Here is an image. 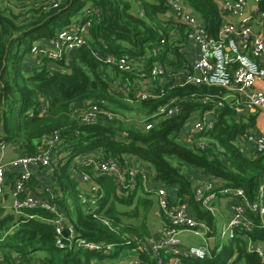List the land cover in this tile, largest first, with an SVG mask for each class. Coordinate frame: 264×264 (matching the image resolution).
Returning <instances> with one entry per match:
<instances>
[{
	"label": "trees",
	"instance_id": "trees-1",
	"mask_svg": "<svg viewBox=\"0 0 264 264\" xmlns=\"http://www.w3.org/2000/svg\"><path fill=\"white\" fill-rule=\"evenodd\" d=\"M47 0H0V142L15 145L23 155L36 152L40 138L58 132L62 139V152L68 155L58 160L53 191L58 209L69 219L75 237L89 242L116 245V252L132 246L123 236L149 235L143 223L129 224L123 217L137 218L139 209L146 215L152 202L142 198L134 201L132 194L118 195L113 182L107 177H95L101 189L97 207L83 205L79 195L78 180L70 174L75 158L100 150L105 157L118 162L123 156H134L147 163L154 173V180L166 188L177 189V198L190 202L197 214L208 223L210 215H202L192 203V182L184 168L193 167L201 178H218L226 187L242 189L247 199L253 200L260 186L264 193V155L257 158L243 156L236 141L254 125L255 114L248 112L242 119L239 111L228 105L216 109V122L203 134L208 147L196 150L177 139L185 123L198 112L215 106L226 93L223 89L207 86H185L170 89L165 86L163 98L136 100L130 94L125 101L123 94H110L109 83L114 79L131 81L130 75L107 66L92 56L98 50L104 57L126 55L144 64L149 70L158 61L167 66L181 68L185 60L179 54L185 34H174L168 8L163 0H64L57 8H48ZM201 19L207 32L216 37L221 24L215 0H184ZM36 5V7L30 6ZM30 6L21 13L13 7ZM101 10L100 22L89 31L88 45L68 52L64 61L50 62L42 59L41 67H34L30 74L21 70L24 61L34 59L30 54L33 43L50 42L56 32L68 27L73 18L86 6ZM264 14V0L259 3ZM262 31L264 34V17ZM164 40L163 52L153 49ZM34 64L36 61L34 59ZM60 68L52 70L51 66ZM40 96L44 99L47 114L39 116ZM132 96V97H131ZM170 98L179 100V113L170 119L155 122L149 130L142 121L149 117L163 102ZM209 99V100H208ZM104 103L106 108L123 115L128 122L117 121L97 125H80L72 116L78 103ZM132 114V119L129 115ZM90 172L89 168H83ZM132 207H134L132 209ZM123 208V209H122ZM97 215L99 219L93 217ZM55 214L42 209H25L20 214H4L0 208V251L2 264H31L34 255L42 254V264H91L99 257L81 248L58 247L51 221ZM101 219L108 220L110 226ZM241 235V234H240ZM264 246V228H255L250 234ZM237 258L232 264H261L259 258L246 251L245 242L238 236L234 240ZM212 259L183 260L182 264H226L234 254L232 246L213 253ZM143 264H155L140 253Z\"/></svg>",
	"mask_w": 264,
	"mask_h": 264
},
{
	"label": "built area",
	"instance_id": "built-area-1",
	"mask_svg": "<svg viewBox=\"0 0 264 264\" xmlns=\"http://www.w3.org/2000/svg\"><path fill=\"white\" fill-rule=\"evenodd\" d=\"M64 0H47L48 8L59 7ZM168 8L170 25L174 34L183 31L185 37L179 53L185 60L183 67L175 68L161 62H154L149 70L144 64L132 58L108 54L102 56L98 50L92 51V56L103 61L107 66L130 75L131 81L114 79L109 83L110 94H123L126 102L133 93L136 100L163 98L166 95V85L170 89L185 86L217 87L225 91V95L217 100L212 109L200 112L186 129L179 133L177 139L196 150L204 151L208 147L203 134L213 129L216 119V109L225 105L234 111L260 110L264 108V90L257 87L264 84V34L262 31L264 14L259 10L261 0H220L217 3L221 24L216 37L210 35L201 19L192 11L184 0H163ZM255 6V9L252 7ZM246 17L240 21V18ZM101 10L96 6L85 7L68 27L56 32L52 40V48L32 45L30 54L36 61L34 67H41L44 58L50 62L64 61L67 65L68 52L88 45L89 31L100 22ZM228 17H235L237 22H230ZM257 26L258 31L254 30ZM165 41L153 49L155 55L163 52ZM52 70L60 68L51 66ZM114 69V70H115ZM198 73V75H197ZM132 97V96H131ZM209 100V99H208ZM39 116L47 114L44 99L40 96ZM179 113V100L170 98L163 102L149 117L151 122L142 121L144 129L149 130L155 122L170 119ZM72 116L80 125H97L117 121L128 122L123 115L109 111L105 104L84 103L74 105ZM62 139L58 132L43 135L37 150L32 155H22L9 161L0 158V203L6 183L5 173L8 169H21L15 176L12 186L14 201L12 211L20 214L22 210L42 209L55 214L51 221L56 235V246L81 248L107 258L117 247L114 244H101L75 237L74 229L68 218L58 209L55 203L56 194L51 188H46L45 196L31 194L27 184L31 173L37 170H47L53 174L57 162L68 153L62 152ZM237 148L243 156L257 158L264 155V135H258L254 129L246 130L236 141ZM0 142V150L4 149ZM146 165V166H144ZM83 168H89L86 172ZM70 174L79 183L88 187V192L82 191L80 202L91 208L97 207L102 196L95 177L109 178L118 195L135 194L139 189L154 195L161 219L160 230L151 236H123L125 243L138 255L145 254L155 264H182L183 260H206L214 257L224 247L232 246L234 254L226 262L232 264L237 258L234 240L239 236L245 242L246 251L254 253L264 264V246L261 241H255L250 233L255 229L264 228V193L260 186L253 200L247 199L242 189H232L218 178H201L195 182L192 189V203L198 206L201 214L210 215L212 222L208 223L198 215L187 200L177 198V189L155 187L154 173L144 161L134 156H123L118 162L112 157H105L100 150L75 158L70 168ZM157 182V181H156ZM230 198V200H227ZM223 200L228 210L227 222L216 228L217 215L214 204ZM94 218L99 219L97 215ZM104 225L110 226L108 220L101 219ZM66 234V236L63 235ZM241 234V235H240ZM199 238L201 245H189L185 236ZM214 240V250L209 246V240ZM141 260V259H140ZM123 262L120 264H141V261ZM22 264V263H18Z\"/></svg>",
	"mask_w": 264,
	"mask_h": 264
},
{
	"label": "crops",
	"instance_id": "crops-1",
	"mask_svg": "<svg viewBox=\"0 0 264 264\" xmlns=\"http://www.w3.org/2000/svg\"><path fill=\"white\" fill-rule=\"evenodd\" d=\"M215 1L219 2L220 0H215ZM227 20L230 22H234V23L238 21L235 17H228ZM254 30L256 32L258 31V28L256 25L254 26ZM35 44H40L41 46L47 47L48 49L52 48V41H50V42L40 41V42H37ZM35 44H33V45H35ZM28 59L26 61H24V64L22 65V68H21V70L27 71V73L25 72V74H30L31 70L34 68V65H35L34 59H30V60H28ZM257 87L261 90H264V84L263 83H259L257 85ZM81 104H83V103H78L77 105H81ZM239 112L242 114V119L247 118L248 112L254 113L255 114L254 125L249 127L248 130L254 129V131L258 135H264V108L260 109V110H250V111H241L240 110ZM199 113L200 112H198V114ZM4 145H5L4 149L0 150V158H3L4 161H9L11 159H14V158H17V157L23 155L15 145L5 144V143H4ZM144 166H146V165H144ZM184 170H187V173H188L187 177L190 178V180L192 182V187H194L196 185L195 184L196 180H198L200 177V172L193 167H188V168L185 167ZM21 171H22L21 169H8V170H6V173H5L6 183L4 186V194L2 197V202L0 203V208L3 209L4 214L12 213L15 216L18 215L17 213L12 211V204L14 201V197H13L11 190H12V186H13V183L15 180V176L20 174ZM153 183H154L153 185L155 187H162V184H160L159 182L154 181ZM53 184H54V179H53L52 174H49L47 172V170H37V171H33L31 173V178L27 184V190L31 194H40L41 196H45L46 194H45L44 190L46 188L53 189ZM150 196H154V195L145 193L142 189H139L135 194H133L134 201H136L138 198H142L145 200L152 201L149 199ZM153 199H154L155 205L157 207L155 197H153ZM214 207L216 210V214H218L217 220H216V228H221L222 225L227 222L228 210L226 209L225 202L223 200H217L214 204ZM133 208L134 207H132V209ZM140 210L142 212L141 208L139 209V212H140ZM193 210H195L197 212L196 209H193ZM147 213H148V211H147ZM139 214H138L137 218L131 219L132 225L137 224V223H143L145 225V227L147 228V230L149 231V235H147V236H151L160 230L161 219L159 216L158 207H157V211H155L153 214V217L156 216L158 218V220H157L158 227H156L157 229L156 230L154 229V231H150V226H148L147 219H138ZM202 215H205V214H202ZM143 216L145 217L144 214H143ZM123 218H124L123 219L124 223L130 224L131 220L128 217H123ZM204 220H206V219H204ZM221 221H222V225L219 226V223ZM153 223H154V220H153V222H151V224H153ZM157 224H156V226H157ZM147 236L144 235L143 237H147ZM188 237H190V236L189 235L185 236V238H188ZM186 242L189 245H192L189 243V241H186ZM193 246H195V245H193ZM129 250L130 251L124 249L120 252H116V250H113L112 254L110 256H108L107 258H104V255L99 254V257L94 258L93 259L94 261L93 260L91 261V264H120L123 262H130V261L133 262L134 260H138V259L140 260V256L135 251H133L131 249H129ZM123 251L130 253V255H128L126 257V259L118 260L117 259L118 255L122 254ZM42 258H43L42 254L34 255V258L32 259L31 264H42ZM103 259H109L110 261L109 262H102ZM0 264H2V252L1 251H0ZM141 264H143L142 261H141Z\"/></svg>",
	"mask_w": 264,
	"mask_h": 264
},
{
	"label": "rangeland",
	"instance_id": "rangeland-1",
	"mask_svg": "<svg viewBox=\"0 0 264 264\" xmlns=\"http://www.w3.org/2000/svg\"><path fill=\"white\" fill-rule=\"evenodd\" d=\"M32 4H34V3H31L30 6L36 7V5H32ZM30 6L22 7L21 5H16L15 7H13V11H14L15 13H21V12L26 11V10L28 9V7H30ZM87 6H88V5H87ZM87 6H86V7H87ZM84 8H85V7H84ZM73 21H74V18H73ZM73 21H72V22H73ZM33 44H35V43H33ZM36 45H38V44H36ZM26 57L30 58L29 56H26ZM22 72H23L24 74H25V72L27 73V71H25V70H22ZM197 116H198V113H195V114H193V115L191 116V118L185 123V125H184V127H183V131L186 129L187 125H188L190 122H192L193 120H195V119L197 118ZM129 118L132 119V114L129 115ZM185 173H186V175L188 174V173H187V170H185ZM192 175H193V174H192ZM149 199L152 200V201H151V202H152V206H150V208H149V210H148V213L145 215V217L143 216V213H142L141 210H140V212H139L140 214H139L138 219H147V221H148V226H150V231H154V229L156 230V229H157L156 227H158V224H157V220H158V218H157L156 216L153 217L154 212L157 211V207H156V205H155V202H154L153 196H150ZM227 200H230V198H228ZM122 209H123V208H122ZM153 220H154V223L151 224V222H153ZM130 224H132V220L130 221ZM156 224H157V226H156ZM221 225H222V221L219 223V226H221ZM217 233H220L219 228H218V230H217ZM185 241H189L190 244L195 245V246H199V245L202 244L201 241L199 240V238H195V237H193V236H190V237H188V238H185ZM125 249L128 250V251H130L128 248H125ZM123 253H124V254H123ZM122 254H123V255H122ZM122 254L118 255V257H117L118 260L126 259V257H127L128 255H130V253H127L126 251H123ZM93 261H94V260H93ZM109 261H110L109 259H103V260H102V262H109Z\"/></svg>",
	"mask_w": 264,
	"mask_h": 264
},
{
	"label": "water",
	"instance_id": "water-1",
	"mask_svg": "<svg viewBox=\"0 0 264 264\" xmlns=\"http://www.w3.org/2000/svg\"><path fill=\"white\" fill-rule=\"evenodd\" d=\"M255 8H256L255 6L252 7V9H255ZM188 12L190 13V12H192V10H191V9H188ZM166 16H168V14H166ZM245 17H246V15H243V16L240 18V21L243 20ZM197 75H198V73H197ZM78 187H79L82 191L88 192V187H87L86 184H84V183H79ZM63 235L66 236L65 233H63ZM208 243H209L210 249L213 251V250H214V240H213V239H210Z\"/></svg>",
	"mask_w": 264,
	"mask_h": 264
}]
</instances>
